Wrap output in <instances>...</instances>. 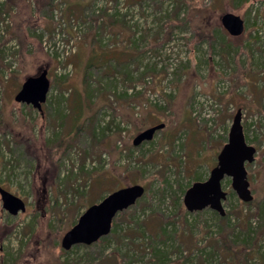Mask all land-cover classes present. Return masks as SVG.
Returning a JSON list of instances; mask_svg holds the SVG:
<instances>
[{
  "label": "rangeland",
  "instance_id": "rangeland-1",
  "mask_svg": "<svg viewBox=\"0 0 264 264\" xmlns=\"http://www.w3.org/2000/svg\"><path fill=\"white\" fill-rule=\"evenodd\" d=\"M16 1L0 0V185L26 210L9 211L0 195V264H264V0H113L114 14L92 23L97 0ZM56 9L62 38L73 19L84 24L72 69L43 45L57 37ZM225 13L244 19L241 36L222 26ZM44 69L58 100L42 113L15 97ZM238 106L257 148L247 166L256 203L242 205L226 177V219L189 212L185 191L209 178ZM41 128L56 134L47 146ZM134 184L145 194L117 215L109 242L62 255L64 234L105 189Z\"/></svg>",
  "mask_w": 264,
  "mask_h": 264
},
{
  "label": "water",
  "instance_id": "water-1",
  "mask_svg": "<svg viewBox=\"0 0 264 264\" xmlns=\"http://www.w3.org/2000/svg\"><path fill=\"white\" fill-rule=\"evenodd\" d=\"M221 24L233 37L241 36L245 31V21L241 16L225 13ZM48 70L44 69L36 76L26 78L15 100L18 103L32 106L43 112L51 87ZM165 124L147 128L136 136L135 146L151 141L154 134L163 129ZM257 148L247 142L242 124V110L238 109L229 130L228 140L218 154L217 165L211 170L206 181L193 183L184 194V205L189 212H200L212 209L221 216L226 214L223 202L228 193L223 189L222 182L226 177L231 178V185L241 201L252 202L254 196L251 190L247 163L255 161ZM141 184L126 186L109 193L100 202L88 207L80 216L77 223L68 230L62 240V248L71 250L77 245L91 246L112 231L114 218L122 211L135 205L145 194ZM0 195L4 208L13 213L25 211L26 204L19 197L5 190L0 185Z\"/></svg>",
  "mask_w": 264,
  "mask_h": 264
},
{
  "label": "built area",
  "instance_id": "built-area-1",
  "mask_svg": "<svg viewBox=\"0 0 264 264\" xmlns=\"http://www.w3.org/2000/svg\"><path fill=\"white\" fill-rule=\"evenodd\" d=\"M121 1V7L122 8H126V0H120ZM97 2V10L95 11V15L98 16L100 15V9L102 8H106V10L110 13L114 11V7H113V0H100V1H96ZM55 16L56 18H61L59 20V24H58V29L56 32L57 37L54 38V40H46V38L43 41V45L46 51H48L50 54L56 56L57 60L61 63V64H68L67 67L72 69V64L70 59L77 53V49H78V45H77V35L78 33H76V30H81L82 27L80 26V23L77 22V24H75V19H73L72 21V29L71 27L67 30L72 32V35L70 39H64L62 38L64 36L63 34V30L65 32V29L62 30V27H65V23L62 19V12L60 10H55ZM10 20L9 18H6V23H9ZM62 31H61V30ZM73 30V31H72ZM66 31V32H67ZM76 35V36H75ZM217 107V105H216ZM204 116L210 119L213 118V115L207 114Z\"/></svg>",
  "mask_w": 264,
  "mask_h": 264
},
{
  "label": "trees",
  "instance_id": "trees-1",
  "mask_svg": "<svg viewBox=\"0 0 264 264\" xmlns=\"http://www.w3.org/2000/svg\"><path fill=\"white\" fill-rule=\"evenodd\" d=\"M9 1H12L13 2V4H16L17 3V1L16 0H9ZM86 4H88V2L87 3H84V5H86ZM89 4H90V2H89ZM88 4V5H89ZM93 5H92V8H94L93 9V13L95 14V11L97 10L96 8H97V2H93L92 3ZM84 5H82V6H84ZM114 14V12H108L107 10H106V8H102V9H100V15H98L97 17H91L90 19H91V21H90V23H92V22H96V21H99V20H101V19H103V18H105V17H102V15H104V14ZM116 13H117V11H116ZM85 21L87 22L88 20L87 19H85ZM103 21V20H102ZM101 21V22H102ZM104 22V21H103ZM102 22V23H103ZM84 25V24H83ZM82 24H80V26L82 27L83 26ZM206 35V34H205ZM106 37L108 38V40H109V42H111L112 44L114 43V45L117 43V35H111L110 33H107L106 32ZM114 41V42H113ZM108 54V52H106V51H104L102 54H101V60H104V61H102V63H103V65L106 63V61H107V59H106V55ZM117 60V59H116ZM53 85H54V83H53ZM52 88H53V86H52ZM77 94L75 93V97L77 98V96H76ZM57 100H58V96H57V94H52V93H50L49 95H48V99H47V102H46V108L47 109H49V108H52L55 104H56V102H57ZM26 105V104H25ZM234 107V106H233ZM236 108V107H235ZM237 109H243V107H239L238 106V108ZM235 110V109H234ZM44 111V110H43ZM236 111V110H235ZM43 113V112H42ZM66 115V114H65ZM76 116H77V118H83V116H81L80 114H77V112H76ZM65 117V116H64ZM78 120V119H77ZM76 126L77 125H75V124H73L72 126H71V128L72 129H74V130H76L75 128H76ZM77 129H81V127H77ZM41 130H42V132H43V135H45V142H46V146L50 143V142H52L54 139H55V137H56V134H53V135H50V136H47L45 133V130H44V128H41ZM64 133V132H63ZM246 136V135H245ZM64 138V137H63ZM246 139H247V136H246ZM146 143H148V142H146ZM26 147L29 149L30 148V144H29V142L28 143H26ZM65 148H67V146L66 145H64L62 142L61 143H59V146H57L56 147V150H61L62 152H63V150L65 149ZM250 164H252V163H250ZM250 164H247V166H249ZM196 180H199V179H196ZM95 184H96V182H95ZM105 191L107 192V193H109V192H112V191H110V190H108V189H105ZM115 191V190H114ZM186 192V191H185ZM240 200V199H239ZM240 202H241V204L242 205H244V206H252V205H255V199H253V201L252 202H248V203H245V202H243V201H241L240 200ZM182 211V210H181ZM204 211V210H203ZM185 214H186V212L185 211H183ZM121 213V212H120ZM213 214H215V215H217V213H216V211L215 212H212ZM116 219H117V216L114 218V220H113V225H117V223H116ZM218 220H224V219H226L225 218V215L224 216H222V217H218L217 218ZM112 232V231H111ZM111 234V233H110ZM110 234L109 235H107V236H105V237H103V238H101L98 242H107L108 240H109V236H110ZM109 242V241H108ZM96 244V243H95ZM95 244H93V245H95ZM80 246H85V247H90V246H87V245H77V246H75V247H80ZM92 246V245H91ZM61 252H62V255H69V253H70V251H66V250H64L63 248L61 249ZM75 260H78V262L77 261H75L74 262V264H93V262H94V260H92V261H90L89 263H86V257H85V259L83 260L82 258H79V259H75ZM72 261H74V260H72ZM72 261H70V260H66V261H64V262H62V264H71L72 263Z\"/></svg>",
  "mask_w": 264,
  "mask_h": 264
},
{
  "label": "bare ground",
  "instance_id": "bare-ground-1",
  "mask_svg": "<svg viewBox=\"0 0 264 264\" xmlns=\"http://www.w3.org/2000/svg\"><path fill=\"white\" fill-rule=\"evenodd\" d=\"M88 4H89V3H88ZM88 4H87V5H88ZM147 7H148V6H147ZM66 8H67V7H66ZM132 13H133V12H132ZM1 28H2V27H1ZM6 34H7V33H6ZM6 36H7V35H6ZM177 212H178V211H177ZM250 227H251V226H250ZM203 244H204V243H203ZM175 247H176V246H175ZM258 250H259V249H258ZM259 251H260V250H259ZM190 255H191V254H190Z\"/></svg>",
  "mask_w": 264,
  "mask_h": 264
},
{
  "label": "crops",
  "instance_id": "crops-1",
  "mask_svg": "<svg viewBox=\"0 0 264 264\" xmlns=\"http://www.w3.org/2000/svg\"><path fill=\"white\" fill-rule=\"evenodd\" d=\"M86 2H89L88 0H85Z\"/></svg>",
  "mask_w": 264,
  "mask_h": 264
}]
</instances>
